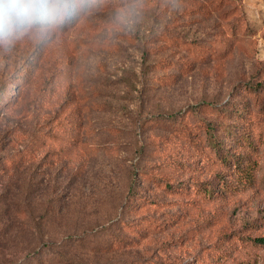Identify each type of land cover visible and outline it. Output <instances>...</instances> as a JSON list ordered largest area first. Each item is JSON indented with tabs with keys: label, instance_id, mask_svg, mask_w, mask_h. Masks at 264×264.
I'll return each instance as SVG.
<instances>
[{
	"label": "rangeland",
	"instance_id": "374dc122",
	"mask_svg": "<svg viewBox=\"0 0 264 264\" xmlns=\"http://www.w3.org/2000/svg\"><path fill=\"white\" fill-rule=\"evenodd\" d=\"M77 9L0 46V156L30 145L0 170L29 196L11 239L49 243L19 264H264V0Z\"/></svg>",
	"mask_w": 264,
	"mask_h": 264
},
{
	"label": "trees",
	"instance_id": "16d2710c",
	"mask_svg": "<svg viewBox=\"0 0 264 264\" xmlns=\"http://www.w3.org/2000/svg\"><path fill=\"white\" fill-rule=\"evenodd\" d=\"M80 16V9H77L74 14L69 15V17L71 19L70 23L71 25H73L79 18ZM68 20V19H67ZM209 103L206 102H202V103H198V104H194V105H190L189 106V110H193L194 112H199L200 107L205 106ZM166 119V117H164ZM153 121V119H155L154 117L151 118ZM170 119H172L174 122L172 123L174 125V128H184V125L180 123H178V119L177 117L173 116ZM204 125L209 129H212L215 127V125L210 122L205 120L204 121ZM191 133V132H190ZM189 134V133H188ZM187 134V135H188ZM190 136V134H189ZM215 143H218L219 140H214ZM23 149V148H22ZM18 150L13 152L12 154H10L9 156L6 157H1L0 156V170L2 169H6L9 168L10 163H14V165L17 162L18 159V155L19 152L22 150ZM30 149V145L27 144V146L22 150V151H26ZM17 156V157H16ZM231 163H238L237 161H235L234 159H230L229 160ZM253 168L250 167L248 172H244L243 170H241V175L242 174H246L247 173V177H250V179H253ZM263 179H264V175H263ZM246 181L242 182L240 179H237L235 181V183L233 184H229V187L231 188L234 184V188H238L241 185H245ZM15 185H13L14 187ZM4 187V184H3ZM23 190L26 191V188H24ZM3 192L4 191H0V264H19L21 261H24V257L28 258L29 256H36V255H40L42 254V252H44V250L46 249V247H48L49 243L48 242H41L38 241L36 243H28L27 244H23L21 248H18L16 246H14V242L12 241L11 237L13 235V227L12 224H17L19 227V234L21 230H23V233H28L31 234V231L29 230V228H24L23 226L26 224L24 222V214H28L25 212L24 208H23V204L22 201L24 203H26V199L29 198V196L20 198V194L17 192H14V196H8L7 201H5V196H3ZM30 215V214H29ZM27 215V216H29ZM14 222V223H13ZM119 240H121L119 238ZM259 240L261 242H264V236L260 237ZM122 241V240H121ZM21 243H24V241H20ZM108 250V249H107ZM105 250V251H107ZM23 257L22 260L18 261V257ZM67 256L62 252L60 253L58 256L55 257L56 260H59L58 264H62V262H67L65 264H69V260L68 258H66ZM121 264H158L156 261L154 262H147L146 260H132L131 259H124L122 261ZM162 264V263H159Z\"/></svg>",
	"mask_w": 264,
	"mask_h": 264
},
{
	"label": "clouds",
	"instance_id": "9594fccd",
	"mask_svg": "<svg viewBox=\"0 0 264 264\" xmlns=\"http://www.w3.org/2000/svg\"><path fill=\"white\" fill-rule=\"evenodd\" d=\"M85 0H0V46L33 33L45 37Z\"/></svg>",
	"mask_w": 264,
	"mask_h": 264
}]
</instances>
